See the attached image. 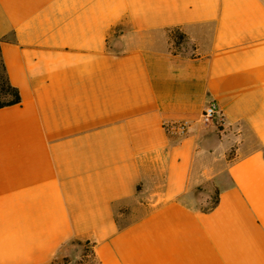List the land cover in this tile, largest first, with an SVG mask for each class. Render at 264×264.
<instances>
[{
	"label": "crops",
	"instance_id": "obj_1",
	"mask_svg": "<svg viewBox=\"0 0 264 264\" xmlns=\"http://www.w3.org/2000/svg\"><path fill=\"white\" fill-rule=\"evenodd\" d=\"M0 47V264H264V0H0Z\"/></svg>",
	"mask_w": 264,
	"mask_h": 264
},
{
	"label": "rangeland",
	"instance_id": "obj_2",
	"mask_svg": "<svg viewBox=\"0 0 264 264\" xmlns=\"http://www.w3.org/2000/svg\"><path fill=\"white\" fill-rule=\"evenodd\" d=\"M174 33L175 31H172L171 35ZM179 44L183 49H190V45L185 39L181 40ZM194 195V201L190 205L202 210L207 209L215 202L218 195V188L214 186L212 180H207L195 190ZM132 210L131 206L129 208H121L120 213H118L120 214L118 220L121 224L130 220ZM64 252L52 264H98L92 246L87 241L74 239L66 244Z\"/></svg>",
	"mask_w": 264,
	"mask_h": 264
},
{
	"label": "trees",
	"instance_id": "obj_3",
	"mask_svg": "<svg viewBox=\"0 0 264 264\" xmlns=\"http://www.w3.org/2000/svg\"><path fill=\"white\" fill-rule=\"evenodd\" d=\"M174 31L175 33L171 36L177 43H180V41L184 39L187 41V39L183 34L179 33L177 30ZM20 101H21V96L19 90L15 86H13L9 81L0 47V107L11 106L19 103ZM216 203H217V198L210 208L203 209V211L210 210L216 205Z\"/></svg>",
	"mask_w": 264,
	"mask_h": 264
},
{
	"label": "built area",
	"instance_id": "obj_4",
	"mask_svg": "<svg viewBox=\"0 0 264 264\" xmlns=\"http://www.w3.org/2000/svg\"><path fill=\"white\" fill-rule=\"evenodd\" d=\"M215 119L219 120L220 122L222 118L220 116V112L216 102L211 101L204 107L199 118V122L202 125H208L213 123ZM190 125L191 123L189 121L181 120L167 123L165 124L164 128L166 129V131L172 134H175L179 137H183L186 135Z\"/></svg>",
	"mask_w": 264,
	"mask_h": 264
}]
</instances>
